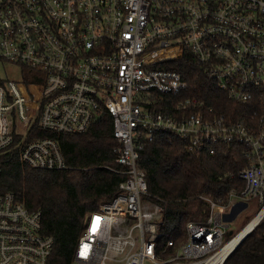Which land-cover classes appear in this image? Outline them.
Wrapping results in <instances>:
<instances>
[{
    "label": "built area",
    "instance_id": "obj_1",
    "mask_svg": "<svg viewBox=\"0 0 264 264\" xmlns=\"http://www.w3.org/2000/svg\"><path fill=\"white\" fill-rule=\"evenodd\" d=\"M186 52L235 107L222 112L191 92L173 68ZM0 61L20 66L19 79L0 75V151L34 123L74 134L103 112L112 118L120 168H108L124 178L87 215L75 264H223L264 223V0H0ZM160 135L191 153L243 148L245 165L231 173L242 188L199 194L208 216L188 221L179 242L164 236L138 164ZM20 156L35 169L67 167L50 136L27 142ZM238 207L251 217L234 231ZM52 247L41 212L0 187V264H47Z\"/></svg>",
    "mask_w": 264,
    "mask_h": 264
},
{
    "label": "trees",
    "instance_id": "obj_2",
    "mask_svg": "<svg viewBox=\"0 0 264 264\" xmlns=\"http://www.w3.org/2000/svg\"><path fill=\"white\" fill-rule=\"evenodd\" d=\"M173 68L188 81L192 93L218 110L235 107L223 92L208 87L206 76L189 52L173 62ZM46 136L57 140L66 168L35 169L22 161V147ZM170 139L160 135L147 141L138 164L145 172V198L161 207L164 236L179 242L188 221H204L208 216V204L199 194L225 198L229 190L242 188L243 182L231 173L244 166L245 160L243 148L237 144H224L208 155L188 152L184 143ZM116 144L112 118L103 112L85 131L74 134L42 130L34 123L25 135L15 134L13 143L0 151L1 190L13 192L30 210H39L42 231L53 238L47 264H75L74 252L87 215L117 194L124 176L108 168H120L114 160ZM223 264H264V223Z\"/></svg>",
    "mask_w": 264,
    "mask_h": 264
},
{
    "label": "rangeland",
    "instance_id": "obj_3",
    "mask_svg": "<svg viewBox=\"0 0 264 264\" xmlns=\"http://www.w3.org/2000/svg\"><path fill=\"white\" fill-rule=\"evenodd\" d=\"M19 65H15L6 61H0V75L6 76L8 78L12 79H19ZM148 200V199H147ZM150 201V200H149ZM239 210V207L235 209L234 212L230 214V217H234L235 220L238 218V223L234 222L236 226L234 225L232 229L234 231L238 230L250 217L251 214L249 213V209L244 210L242 213H237L236 211ZM229 237V235L226 236V238Z\"/></svg>",
    "mask_w": 264,
    "mask_h": 264
},
{
    "label": "bare ground",
    "instance_id": "obj_4",
    "mask_svg": "<svg viewBox=\"0 0 264 264\" xmlns=\"http://www.w3.org/2000/svg\"><path fill=\"white\" fill-rule=\"evenodd\" d=\"M248 228H249V227H246L245 229H243V230L240 232V234H239L237 237H235V238L231 241V243H229V244L227 245V247H226V249H225L224 251H225V252H231V250L234 248V246H236V245L238 244L239 239H241V237L244 235V233L247 231Z\"/></svg>",
    "mask_w": 264,
    "mask_h": 264
},
{
    "label": "water",
    "instance_id": "obj_5",
    "mask_svg": "<svg viewBox=\"0 0 264 264\" xmlns=\"http://www.w3.org/2000/svg\"><path fill=\"white\" fill-rule=\"evenodd\" d=\"M243 240H244V239H243ZM243 240H242V241H243ZM242 241H241V242H242ZM241 242H240V243H241ZM240 243H239V244H240ZM239 244H238V245H239ZM238 245H237V246H238ZM236 248H237V247H236ZM236 248H235V249H236ZM235 249H234V250H235Z\"/></svg>",
    "mask_w": 264,
    "mask_h": 264
}]
</instances>
